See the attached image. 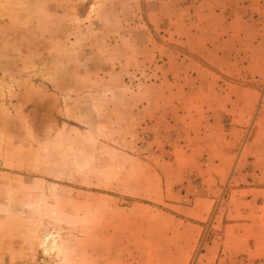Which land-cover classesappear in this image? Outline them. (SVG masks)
Returning <instances> with one entry per match:
<instances>
[{
	"label": "rangeland",
	"instance_id": "obj_1",
	"mask_svg": "<svg viewBox=\"0 0 264 264\" xmlns=\"http://www.w3.org/2000/svg\"><path fill=\"white\" fill-rule=\"evenodd\" d=\"M251 186L264 0H0V264H197Z\"/></svg>",
	"mask_w": 264,
	"mask_h": 264
},
{
	"label": "crops",
	"instance_id": "obj_2",
	"mask_svg": "<svg viewBox=\"0 0 264 264\" xmlns=\"http://www.w3.org/2000/svg\"><path fill=\"white\" fill-rule=\"evenodd\" d=\"M241 194L245 195L243 210L236 207L230 217L223 214L220 218L229 221L224 228V239L236 243L239 240L241 248L235 247L231 252L226 244H218L215 249L209 247L200 254L197 264H264V188L251 186ZM193 201L189 199V217H194L196 212ZM205 205L208 210L209 205Z\"/></svg>",
	"mask_w": 264,
	"mask_h": 264
}]
</instances>
